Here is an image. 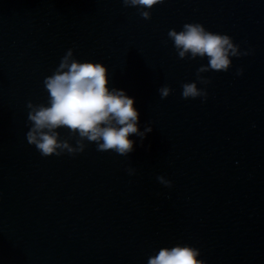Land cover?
I'll list each match as a JSON object with an SVG mask.
<instances>
[{
  "label": "water",
  "instance_id": "1",
  "mask_svg": "<svg viewBox=\"0 0 264 264\" xmlns=\"http://www.w3.org/2000/svg\"><path fill=\"white\" fill-rule=\"evenodd\" d=\"M186 23L250 54L200 84L207 60L180 59L168 37ZM69 49L104 64L152 127L128 156L28 143L27 104L47 103ZM192 82L206 102L183 98ZM177 244L205 264H264V0H166L149 20L123 0H0V264H148Z\"/></svg>",
  "mask_w": 264,
  "mask_h": 264
},
{
  "label": "clouds",
  "instance_id": "2",
  "mask_svg": "<svg viewBox=\"0 0 264 264\" xmlns=\"http://www.w3.org/2000/svg\"><path fill=\"white\" fill-rule=\"evenodd\" d=\"M165 2L123 0L124 6L139 9L146 20L151 19L154 6ZM168 37L180 59L207 60V64L197 72V80L205 86L210 81L202 76L203 73L228 72L232 58L250 54L242 53L240 46L229 35L211 32L199 23H186L179 32L172 29ZM237 75H243V70H238ZM43 83L48 94L47 103L28 102L30 130L26 139L44 157L83 153L87 146L85 141L95 143L98 151H113L128 156L135 150L136 140L132 137L143 140L153 130L152 127L141 130L135 99L124 90L110 86L107 67L98 62L77 60L73 49L66 52L58 67ZM182 87L184 99L201 98L207 101V91L198 88L196 82L185 83ZM158 91L165 99L172 90L164 86ZM61 131H67L69 138L75 139V147L69 139L61 137ZM128 172L129 175L135 174L132 169ZM158 180L171 187V182L164 177H158ZM200 257L199 249L177 244L160 248L149 257L148 264H205Z\"/></svg>",
  "mask_w": 264,
  "mask_h": 264
}]
</instances>
